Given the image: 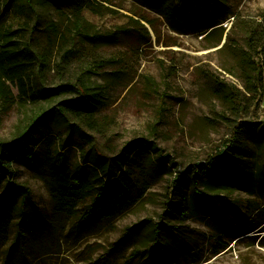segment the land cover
<instances>
[{
  "label": "rangeland",
  "instance_id": "rangeland-1",
  "mask_svg": "<svg viewBox=\"0 0 264 264\" xmlns=\"http://www.w3.org/2000/svg\"><path fill=\"white\" fill-rule=\"evenodd\" d=\"M90 1L111 12L84 8L77 17ZM177 4L55 0L37 7L34 51L43 66L33 71L34 90L19 101L10 88L12 104L0 100L1 141L44 113L32 161L13 162L12 176L5 177L30 190L31 220L15 240L17 208L0 217V264H124L132 251L137 253L129 264H264V51L258 44L264 0H210L205 7L191 1L187 22L172 11ZM31 15L25 8L18 17L31 21ZM51 24L57 28L54 44ZM252 33L256 44L249 42ZM38 81L53 92L36 89ZM64 85L70 88L60 89ZM82 91L97 102L92 126L79 125L80 132L74 118L58 109ZM138 141L152 143L157 153L133 144L124 162L117 160L126 143ZM231 154L238 175L223 161ZM121 164L127 177L93 201L102 180L97 166L110 174ZM200 164L213 165L224 177L211 200L219 217L166 213V203L178 199L172 195L178 176L180 195L194 198ZM55 171L68 180L82 177L79 184L87 185L73 214L56 209ZM119 191L121 201L110 207L108 196Z\"/></svg>",
  "mask_w": 264,
  "mask_h": 264
},
{
  "label": "trees",
  "instance_id": "trees-1",
  "mask_svg": "<svg viewBox=\"0 0 264 264\" xmlns=\"http://www.w3.org/2000/svg\"><path fill=\"white\" fill-rule=\"evenodd\" d=\"M66 1H70L75 5H80V0ZM135 1L150 6L154 3V0ZM191 1L199 6L205 7L208 5L210 0H177L178 4L177 6L172 7V11L174 13L181 12L180 16L182 19H185L186 22L191 19L192 8H188L187 6V3ZM52 2L54 3L55 0H23L21 2L19 0H0V100L6 105L10 106L13 101V95L10 88H16L18 92L17 98L19 101L29 98L30 92L34 90V80L32 77L33 71L36 65L43 66V59L38 57L39 55L34 51V44H37L38 41L35 38V34L39 31L41 17L37 11V7L44 8L48 5V3ZM25 8H28L31 11V21H26L18 17L19 14L24 13ZM84 8L88 9L93 14H99L102 10L111 12L108 8L94 1H90L85 3L83 8L75 13L77 17L78 13ZM134 15L150 25V22L146 17L138 14ZM129 19L134 26H140L146 31L143 24L139 20H134L132 18ZM56 30V25L51 24L49 36L53 39V44L55 41L54 35L56 34ZM258 40L259 38L256 33H252L249 37V42L254 41V44H256ZM258 44H261L260 47L264 51L263 37L261 38V43ZM35 88H38L42 92H53L42 89L39 81ZM68 88H70V86L64 85L60 89ZM96 102L97 101L94 100L92 96L82 91L77 100L66 102L64 107L58 109V112L64 118L66 115L74 118L77 122L75 127L78 131L82 132L79 125L87 127L92 126L91 116L96 110ZM43 114L44 113H41L32 118L26 129L18 133L12 140H0V217L4 214V212L6 213L7 209L11 212L10 209L12 207H15V209L17 208L19 212V220L17 222L15 240H17V238H22V235L24 234L23 227L29 220H31L27 214V201L30 199V190L23 184H19L11 180H5V177L12 176L11 165L13 162L26 160L25 162L27 163L32 161L34 153H32L31 146L34 144V133L39 130V126L43 121ZM261 131L262 133L260 135L264 134V129ZM133 144H137L139 148L151 151L153 150L154 152L157 151V149L153 147L150 142H130L125 144L124 148L118 154L117 160L124 162L127 157L125 153L129 154L127 149L131 146L130 149L132 150ZM229 156L232 158L226 159ZM222 158L223 161L229 162V165L233 167L234 175H238L240 173L241 169L237 165V159L235 156H232V154L223 155ZM98 159L104 160L100 156H98ZM197 167L199 170L192 179L194 198L187 201L185 197L180 195L182 192L180 188H177V185L181 180V176H178L174 179V185H176L174 187V191L176 192H173L174 194L172 193V195L178 197V199L176 204L172 202V199L166 203V213L171 214L175 212L180 217L187 218L190 215L197 216L205 214L206 212L208 216H211L213 219H217L219 217V207L211 201L213 199L212 193L215 192L216 188L222 184L224 177L221 173H217L213 169V165L209 166L200 164ZM97 170H100L99 177L102 180L99 181V186L94 190L95 193L93 194V201H96L101 197L102 191L109 184L112 185L114 182L120 183L122 179L127 177L126 172L122 168V164L118 166L116 172L113 171L110 174L103 172L101 165L97 166ZM198 173H200V175H198ZM212 176H214V179H211ZM76 177L79 178V175L77 174ZM53 181L54 188L52 189V195L53 199L57 202L56 209L58 212L73 214L76 202L84 199L88 195L86 194V191L88 190L87 185L79 184L82 182V177L77 179V181L68 180V178L60 171L54 172ZM201 182L208 186V193L199 189V187H201ZM122 196L123 195L120 191L118 192V195L111 193L106 202L110 205V207L117 206V204L121 201ZM19 197L20 204L17 207L16 201ZM88 215L89 213L85 212L83 216L86 218ZM130 229L131 228H126V231H129ZM156 244L158 245V242L155 241L153 246ZM136 253L137 251H132L124 264H129L128 261H130Z\"/></svg>",
  "mask_w": 264,
  "mask_h": 264
}]
</instances>
